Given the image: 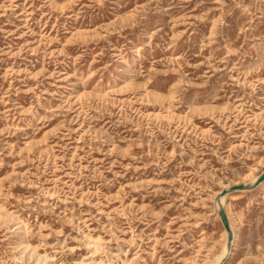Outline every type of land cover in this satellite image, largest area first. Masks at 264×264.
<instances>
[{"label": "rangeland", "instance_id": "374dc122", "mask_svg": "<svg viewBox=\"0 0 264 264\" xmlns=\"http://www.w3.org/2000/svg\"><path fill=\"white\" fill-rule=\"evenodd\" d=\"M263 173L264 0H0V264H264Z\"/></svg>", "mask_w": 264, "mask_h": 264}, {"label": "water", "instance_id": "95a60500", "mask_svg": "<svg viewBox=\"0 0 264 264\" xmlns=\"http://www.w3.org/2000/svg\"><path fill=\"white\" fill-rule=\"evenodd\" d=\"M264 181V173L260 176V178L256 181V185L260 184L261 182ZM250 186L249 185H239V186H234L228 190H245V189H248ZM228 190H225L221 193L220 195V199L224 197V195L228 192ZM219 214L221 216V219H222V222L224 224V227L228 233V248H229V251L231 250V247H232V242H233V238H234V234H233V231H232V228L230 226V223H229V220H228V217H227V214H226V211L223 207V205H220L219 207ZM228 257L224 258L221 262V264H224L226 262Z\"/></svg>", "mask_w": 264, "mask_h": 264}, {"label": "bare ground", "instance_id": "6f19581e", "mask_svg": "<svg viewBox=\"0 0 264 264\" xmlns=\"http://www.w3.org/2000/svg\"><path fill=\"white\" fill-rule=\"evenodd\" d=\"M256 180H257V179H256ZM254 182H255V180H254ZM223 203H224V199L221 198V200H220V204L223 205ZM219 207H220V205H219ZM233 234H234V236L236 237V234H235L234 230H233ZM88 237H89V236H88ZM96 243H97V242H96ZM103 246H104V245H103ZM234 246H235V241L233 240L231 250L229 251V248H228V242H227V243L225 244L224 248H223V251H222L221 255H219V257L216 259V261H217L218 263H221V261H222L224 258L229 257V256L231 255V253H232V249L234 248ZM94 253H96V252H94ZM45 257H46V256H45ZM44 260H45V259H44ZM126 263H127V262H126Z\"/></svg>", "mask_w": 264, "mask_h": 264}]
</instances>
